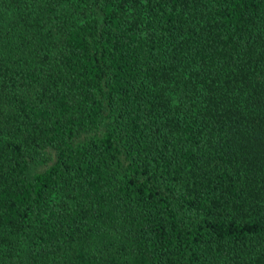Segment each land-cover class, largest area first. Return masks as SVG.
<instances>
[{
  "label": "trees",
  "instance_id": "trees-1",
  "mask_svg": "<svg viewBox=\"0 0 264 264\" xmlns=\"http://www.w3.org/2000/svg\"><path fill=\"white\" fill-rule=\"evenodd\" d=\"M0 264H264V0H0Z\"/></svg>",
  "mask_w": 264,
  "mask_h": 264
}]
</instances>
